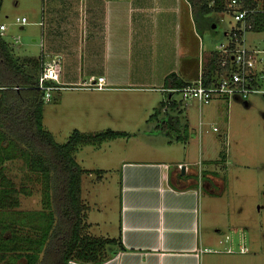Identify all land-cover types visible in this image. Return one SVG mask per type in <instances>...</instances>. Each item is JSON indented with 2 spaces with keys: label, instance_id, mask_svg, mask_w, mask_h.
Returning a JSON list of instances; mask_svg holds the SVG:
<instances>
[{
  "label": "rangeland",
  "instance_id": "obj_1",
  "mask_svg": "<svg viewBox=\"0 0 264 264\" xmlns=\"http://www.w3.org/2000/svg\"><path fill=\"white\" fill-rule=\"evenodd\" d=\"M0 1H2L0 24L7 25L3 37L21 59L39 58L44 51V46L50 47L51 43L55 46L57 41L62 39L57 36H45L44 31L47 27L56 28L58 23L56 20H48L46 15H43V9L48 7V0ZM18 17H26L28 20L23 28H21L22 25L16 23ZM219 19L213 35L209 32L203 35L198 33L191 57V63L195 68H193L194 74L204 71L214 45L224 40V33L234 23L233 18L228 14ZM169 37L171 38L170 29H166L164 34L155 38L160 47V55L155 58L151 56L147 42L139 41V59L137 60L135 51L136 49L138 52L137 39L134 37L136 40L133 49V54L134 51L136 54L134 59L122 61L118 68L113 66L107 69L106 76L113 79L112 76L115 73L117 82H120L118 78L121 74L128 75V78L132 79V77H139L141 71L147 74L149 71L155 73L165 68L169 65V59H164V57L167 58L168 53L173 56L174 53V51L167 52V47L164 46L166 41H170ZM17 38L19 42H16ZM66 38L65 43L76 44L78 42L77 36ZM88 38L90 37L85 34L83 37L85 43L82 45L80 44L81 37L79 45L86 46ZM249 38L253 37L250 35ZM97 51H100L99 47ZM130 53L131 51L129 55ZM200 60H203V66L202 63L199 64ZM45 62L43 63L46 65ZM143 62L144 66L139 67L143 65ZM147 64L151 67H145ZM44 67H41L42 71ZM102 70L99 66L94 72L97 75ZM92 80L95 79L88 80L87 77L85 83L66 84L61 89L53 90L52 97L44 105L43 123L44 127L53 134L55 140L61 144L67 142L75 130L88 135L107 130L127 133V136H120L98 145L81 146L73 154L83 169L96 171L85 173L82 176L84 194L81 195L87 206L93 204L88 206L86 223L87 232L95 236V234L108 231L110 229L108 226L112 225V222L116 223L118 217L120 185L119 175L114 170L117 160L139 156L141 150L155 149L160 143L158 139L155 140L149 136V131H151V123H156V125L158 123L152 119L154 120L157 115L160 119L166 116V111L164 109L162 111L161 102L167 93L157 89L159 87L157 84L113 83L108 84L104 90L86 87ZM143 86L145 88H142ZM175 97L178 98L177 95ZM188 101L187 106L180 103L178 108L170 109V113L178 116L182 125H186L188 119L189 130L196 132L195 139L192 141L194 155L191 158L199 157L200 147L205 149L204 156L207 158L218 159L221 155L224 159L227 157V165L224 162L219 163L217 168L220 177L225 180V190L216 200L217 218L216 216L212 219L209 217L212 223H208L207 230L208 232L214 228H221L225 232L232 230L231 234L236 239L243 235L246 239L248 255L255 258L249 263L264 264V97L259 94L252 95L247 106L234 100L230 102L218 100L201 106L196 100ZM214 127L218 130L215 131ZM168 129L177 133L175 127H168ZM21 150H18V155L13 159L0 164V183L3 181L12 190L9 202L12 203L15 198L19 201V205L10 211L11 215L16 218L28 212L47 211L44 208L43 178L40 174L30 171L26 157L20 155ZM104 170H107V173L98 178L97 171ZM93 173L95 174L92 175ZM90 193L94 194L98 204L107 203L102 213H99L100 210L97 209L99 205L96 206L95 198L90 197ZM208 202L210 203V200ZM103 203L100 204L102 208ZM103 213L107 215L105 221L108 226L94 228L91 231L90 228L94 223L101 224L96 219H104ZM112 215H114L113 219ZM17 231L22 236L36 237L37 235L30 227H21ZM238 242L244 243L240 239ZM240 244L233 246L237 249ZM226 246L228 245L224 247ZM11 255L16 256L17 254L4 255L0 259V264H27L24 257L13 260ZM103 256H108L107 250Z\"/></svg>",
  "mask_w": 264,
  "mask_h": 264
},
{
  "label": "crops",
  "instance_id": "obj_2",
  "mask_svg": "<svg viewBox=\"0 0 264 264\" xmlns=\"http://www.w3.org/2000/svg\"><path fill=\"white\" fill-rule=\"evenodd\" d=\"M47 5L43 15L58 23L56 28L48 26L45 36L62 39L55 46L54 43L50 47L44 46L39 58L42 67L44 61L47 66L53 60L61 65L59 85L85 83L87 77L90 80L102 76L107 87L124 82L157 84V89H161L165 88V78L170 73H176L188 82L199 76L193 73L191 63L198 33L188 0H48ZM166 29H170L171 38L164 46L167 52L174 51L173 56L170 53L167 58L163 56L169 59V65L155 73L141 71L139 77L132 79L121 74L120 82L115 73L114 80L106 76L107 69L118 68L122 61H132L136 54V60L139 59V41L147 42L153 58L160 55L155 38ZM85 34L90 38L86 46H82ZM71 36L78 37L76 44L65 43L64 39ZM81 37L82 47L79 45ZM134 37L138 47L136 54L135 51L133 54ZM99 66L103 70L96 75L94 71ZM165 93L161 106L166 116L160 119L157 115L152 119L158 122L157 125L151 123L149 127V136L160 142L157 148L141 150L139 156L119 158L116 162L114 170L119 175L120 185L116 223L106 225L107 215L103 213L104 219L95 218L101 224L92 223L90 228L93 231L108 226V231L95 234V237L117 240V244L107 247L108 260L102 264H250L254 257L248 255V249L245 253H227V246L224 247L240 244L238 241L243 235L236 239L232 230H207L208 223H212L209 217L217 218L216 200L225 190V180L217 168L219 163L227 165V157L207 158L205 149L200 147L199 157L191 158L196 132L189 130L188 119L187 124L182 125L179 117L170 113V109L178 108L180 103L187 106L189 101ZM244 104L249 105V101ZM168 127H175L177 133ZM97 173L101 178L107 170ZM89 195L95 198L94 203L99 205L97 209L102 213L107 203L102 202V208L94 194ZM120 242L125 250L120 249ZM69 264L83 263L71 261Z\"/></svg>",
  "mask_w": 264,
  "mask_h": 264
},
{
  "label": "trees",
  "instance_id": "obj_3",
  "mask_svg": "<svg viewBox=\"0 0 264 264\" xmlns=\"http://www.w3.org/2000/svg\"><path fill=\"white\" fill-rule=\"evenodd\" d=\"M188 2L197 33L213 35L220 21L219 12L225 10L227 0ZM1 6L2 1L0 9ZM256 30H264V25L257 24ZM3 34L0 31V164L13 159L23 149L20 155L26 157L30 171L43 178L47 211L28 212L20 218L12 216L10 211L19 201L15 198L10 203L12 190L3 181L0 183V259L16 253L11 255L13 260L24 257L27 264L71 261L102 264L108 260L103 253L108 246L117 244V240L87 232L88 206L81 196L82 176L96 171L83 169L73 154L81 146L98 145L127 133L107 130L88 135L75 130L67 142L58 143L43 123L46 101L44 92L38 88L41 58L21 59ZM217 70H221L220 56L213 48L203 71L205 84L211 82ZM187 83L176 73H170L164 84L165 88H180ZM21 227L34 229L36 237L19 235L17 230ZM120 249L125 250L121 242Z\"/></svg>",
  "mask_w": 264,
  "mask_h": 264
},
{
  "label": "built area",
  "instance_id": "obj_4",
  "mask_svg": "<svg viewBox=\"0 0 264 264\" xmlns=\"http://www.w3.org/2000/svg\"><path fill=\"white\" fill-rule=\"evenodd\" d=\"M230 15L234 23L225 32L224 40L214 45V50L220 56L221 70L214 72L210 83L205 84L203 72L198 78L188 82L180 88H161L163 92L179 95L184 100H196L200 105L210 104L216 100L230 102L239 100L248 102L252 95L264 97V30H256V25H264V0H227L224 11L219 16ZM16 23H28L26 17L16 19ZM7 25L0 24V31L4 33ZM252 39H248V36ZM19 42V38L16 39ZM203 60H200V65ZM202 70V69H201ZM62 68L58 63L44 67L39 76L38 88L44 92L45 101L52 97V91L61 89L59 85ZM88 88L104 90L107 88L105 78L97 77L87 84ZM217 131L218 128L214 127ZM236 249L228 245L227 253H245L247 251L246 239ZM216 251V250H215Z\"/></svg>",
  "mask_w": 264,
  "mask_h": 264
},
{
  "label": "water",
  "instance_id": "obj_5",
  "mask_svg": "<svg viewBox=\"0 0 264 264\" xmlns=\"http://www.w3.org/2000/svg\"><path fill=\"white\" fill-rule=\"evenodd\" d=\"M216 27V25H214V28Z\"/></svg>",
  "mask_w": 264,
  "mask_h": 264
}]
</instances>
